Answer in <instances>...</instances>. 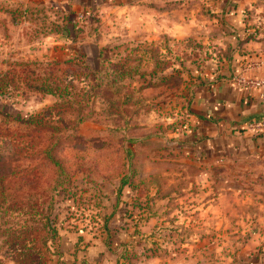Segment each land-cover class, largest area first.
Listing matches in <instances>:
<instances>
[{
    "label": "rangeland",
    "instance_id": "1",
    "mask_svg": "<svg viewBox=\"0 0 264 264\" xmlns=\"http://www.w3.org/2000/svg\"><path fill=\"white\" fill-rule=\"evenodd\" d=\"M155 8L0 0V77L23 75L0 92V264H264V164L190 135L196 90L261 61L258 24L205 4L179 38L138 24Z\"/></svg>",
    "mask_w": 264,
    "mask_h": 264
},
{
    "label": "crops",
    "instance_id": "2",
    "mask_svg": "<svg viewBox=\"0 0 264 264\" xmlns=\"http://www.w3.org/2000/svg\"><path fill=\"white\" fill-rule=\"evenodd\" d=\"M152 1L156 4L154 17L144 15L139 18L138 24L144 28L153 27L158 34L179 38L204 34L205 30L199 31L196 27V21L199 15L205 18L201 11V6L205 4L215 6L223 13L225 20L241 28L239 33L247 30L240 27L244 26L243 21L247 18L251 19L252 24H258L255 37L241 47L250 52L248 57L260 58L261 61L250 65L242 60V64L238 65V61H235L232 64L234 76L196 90L190 115V135L198 141V146L202 145L203 153H208V156H219L233 162L258 161L264 164V131L253 133L247 127L252 121L264 117V84L237 83L238 77L264 82V0ZM164 5L171 7L165 11ZM143 23H146L145 26Z\"/></svg>",
    "mask_w": 264,
    "mask_h": 264
},
{
    "label": "trees",
    "instance_id": "3",
    "mask_svg": "<svg viewBox=\"0 0 264 264\" xmlns=\"http://www.w3.org/2000/svg\"><path fill=\"white\" fill-rule=\"evenodd\" d=\"M248 36V35H247ZM100 70H103V69H100ZM101 72V71H99V70H96V72ZM14 75H12V74H6V75H3L2 77H0V92L1 93H5L6 92V88H8L10 85H12V84H14L15 83V79H14V77L16 76H18V77H20V78H23V75L22 74H19V75H17L16 73H13ZM107 75V74H106ZM25 78V77H24ZM44 86H42L41 88H43L44 87V91L46 92V93H48V94H51V95H55V94H57L58 92H60V95H62L63 94V90H65L66 88H69L70 86H69V84H66L65 85V89H61L58 85H57V87L54 89L53 87H52V85H48V84H46L45 85V83L43 84ZM95 89V88H94ZM86 101H88V98L87 99H85ZM85 100H84V98L82 97V99L80 100V101H77L78 103H84L85 102ZM6 117H9L8 115H6ZM10 118V117H9ZM8 118V119H9ZM88 117H86V116H83V117H81V120H85V119H87ZM7 121V120H6ZM18 122H21L19 119L17 120ZM30 122V120H23L22 119V123H29ZM0 137H4V138H10L11 139V136H10V133L9 132H6V130H4V131H1L0 132ZM22 136H17V138H21ZM52 161L54 162L55 160L54 159H52ZM122 185H124V182L122 183Z\"/></svg>",
    "mask_w": 264,
    "mask_h": 264
},
{
    "label": "built area",
    "instance_id": "4",
    "mask_svg": "<svg viewBox=\"0 0 264 264\" xmlns=\"http://www.w3.org/2000/svg\"><path fill=\"white\" fill-rule=\"evenodd\" d=\"M249 84L252 85H256V86H261L264 84L263 81H250ZM248 129L253 132V133H260L262 131H264V117L255 121H252L251 123H249V125L247 126Z\"/></svg>",
    "mask_w": 264,
    "mask_h": 264
}]
</instances>
